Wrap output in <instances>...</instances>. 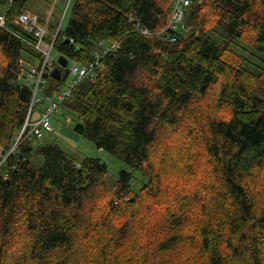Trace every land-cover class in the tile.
<instances>
[{"label": "trees", "instance_id": "16d2710c", "mask_svg": "<svg viewBox=\"0 0 264 264\" xmlns=\"http://www.w3.org/2000/svg\"><path fill=\"white\" fill-rule=\"evenodd\" d=\"M171 1H69L55 50L88 65L94 53L118 46L101 57L103 70L95 69L63 100L74 116L72 130L147 181L133 189L132 173L120 170L106 189L107 201L94 202L97 188L106 185L105 163L78 159L55 142L34 147L23 139L0 166V264H47L80 239L95 241L100 261L129 241L134 252L127 262L156 264L191 242L202 264H264V192L256 181L264 183V0H192L186 34L173 42L143 34L166 25ZM27 2L0 0V159L22 128L33 95L19 79L22 63L42 61L26 43L34 41L32 34L15 24ZM67 76V69L59 81L45 74L44 94L61 88ZM178 139L189 172L200 164L197 176L196 170L179 171L176 178L194 195L182 189L176 208L171 197L158 219L148 216L153 212L138 217L130 211L137 199H154L168 187L161 168L181 166L180 152L169 146ZM35 155L42 157L39 166ZM192 202L197 210L190 216ZM142 236L148 242L138 246Z\"/></svg>", "mask_w": 264, "mask_h": 264}, {"label": "rangeland", "instance_id": "374dc122", "mask_svg": "<svg viewBox=\"0 0 264 264\" xmlns=\"http://www.w3.org/2000/svg\"><path fill=\"white\" fill-rule=\"evenodd\" d=\"M172 2L173 0L171 1V6H172ZM68 5H69L68 0H28L27 4L25 5V11L33 12L34 14L38 15L39 18L43 19L45 23L48 21V26H52V25L55 26L56 28L55 32H56L57 28L64 29V27L67 24L68 18L70 16V13L68 12ZM183 23H184V20H183ZM187 30L189 29L187 28ZM55 32H51L49 28L50 35L51 34L53 35ZM244 36L245 38L248 37L247 34H245ZM46 39H44V42L46 41ZM44 42L41 43V47L43 49L48 50L51 43L47 45ZM28 46L33 49L31 45L28 44ZM237 50H239V48H237ZM31 53L32 52L27 48V53L25 54V57L28 58L29 54ZM60 55H62V53L52 48V51H51L52 58L58 59ZM67 60H68V67H70L72 64L71 59L67 57ZM30 62L31 64H35V65L37 64V61L34 59H31ZM30 62L24 61L22 63L23 68L25 69L24 70L25 73H26V70L30 68V65H31ZM71 80H72V75H68L65 82L63 83V86L65 87ZM44 107H45L44 102L39 101L38 103H36V105L34 106L33 117L34 118L38 117L40 112L44 109ZM71 117L74 118V116L70 115L64 110V107L61 104L59 108L57 109L55 116L52 118V125L54 127L53 132H44L40 138L33 140L32 144L34 147H36L41 142L42 143L55 142L67 152L75 155L78 159H82L85 156L87 157L91 156V157H97L103 163H105L107 167V173L105 177L106 185L105 187L97 188L96 192L93 195L94 202L99 201L101 198H104L107 201L108 197L106 194V189L107 187L111 188L112 186H114L113 184L117 180L120 170H125V171L132 173V179L130 181V185L133 189L140 188L142 184H144L147 181V177L143 176L139 171L133 170L130 166L124 164L121 160L110 155L109 153L102 151L100 149H97L90 141L81 137L80 135L74 134V136L68 137L67 132H70V133L72 132L71 130L74 124ZM181 135L182 134H180V136ZM160 140L161 141H158V149H157L158 151L157 152L163 149V147L161 146V143H164L165 135L161 136ZM156 145L154 146V150L156 149ZM180 145H181L180 139H178L176 143H173V142L169 143V146L171 149L178 150L180 152L181 156L179 158V163L181 164V166L171 164L167 166V172H165L164 169L161 168V170L163 171L161 175L162 182L165 184L164 187L168 186L164 190V192H161V194H159L158 197L154 199L146 198L147 195H143V197L137 199V202L133 206L130 207V211H134L135 213H138L137 214L138 217L141 214L146 215L149 212H153L155 213L156 216H152V215H148V216L153 218L154 220L158 219V215H160V212L167 208L166 202L170 201L171 197L176 200V203L172 206V208L173 209L176 208L177 201L179 199L178 193L182 192L181 191L182 189L184 191H189V196H188L189 198H191L194 195L195 191H191L193 189L192 186H187L183 188L184 185L181 184L180 179L178 180V184H177L176 178H177L179 171L188 172V174L190 175L191 172L196 170V173L194 176H197L200 171V164L196 168L195 166H193V168L189 172L191 167L187 166V163H186L188 161L187 159H185L186 164L182 162L184 160V157L182 156L183 150L178 149ZM157 155L158 153H155L156 157L159 156ZM32 161L35 165L39 166L42 162V157L35 155ZM192 161H194V159H192ZM160 162L163 163L164 165L166 164L165 160H161ZM196 162L198 161H195L194 163ZM154 163L158 164L156 162V159H154ZM262 177H264V172H262ZM171 180H173L174 183ZM256 181L258 182L257 188L261 189L263 187L262 191L264 192L263 181L259 178H256ZM170 183L174 184V186L172 187L169 186ZM200 186L202 187V185ZM194 188H198V187H194ZM197 192H201V190L199 189ZM202 193H203V190H202ZM194 197H195L194 200L197 203L199 201V197L197 195H195ZM127 199H125V201H127ZM196 203L192 202L189 208L186 210V213H189L190 216H193L194 215L193 213L197 210L196 209L197 206L195 205ZM82 235L83 234H81V236ZM147 242H148V239L144 240L142 236L138 246L139 245L142 246L146 244ZM98 247L99 246L95 243L93 239H89L88 241H85L84 239H80L74 246H72L67 252H65L61 256L56 255V254H54L53 256L51 255L47 264L49 263L57 264V261H60L61 259H66L68 255H73V254L74 255L70 257L69 259H67V261L63 264H92L91 261L96 258L99 259V264H133L131 262H127L128 261L127 259L134 252L133 246L131 245L129 241L122 244V246L117 250L108 251L106 260L102 259V261H100L101 256L98 253L99 251ZM192 249L193 247L191 245V242H186L172 254L158 257V261H162V262H158L156 264H202L199 257L196 256L195 253H193Z\"/></svg>", "mask_w": 264, "mask_h": 264}, {"label": "built area", "instance_id": "2783aa9c", "mask_svg": "<svg viewBox=\"0 0 264 264\" xmlns=\"http://www.w3.org/2000/svg\"><path fill=\"white\" fill-rule=\"evenodd\" d=\"M191 2L192 0H173L166 25L156 32H148L147 30H141V32L151 37L163 38L166 36L167 41H175L178 36L188 32L183 20L186 9L190 6ZM198 2H202V0H198ZM15 24L19 25L27 33L32 34L34 41H27L26 43L42 55V61L38 65L31 67L25 74L22 73L19 77L24 85L31 87L33 95L22 128L10 145L6 147L5 151L1 153L0 166L8 160L10 155L18 153L19 144L23 139L33 141L40 138L44 132H53L52 118L55 116L63 100L70 95L72 89L82 79L92 78L96 73L95 69L103 70L100 63L101 57L118 48L117 43L107 45L100 52L94 53L93 60L88 65H80L71 59V66L68 67L67 64L66 69L68 70V75H72V80L65 87L62 85L61 88L53 91L52 95L46 96L42 90L45 82L44 75L49 74L54 68L60 67L58 59H54L51 56L53 42L59 28H57V31L53 35H50L48 21L45 24H40L38 15L25 10L19 14L15 20ZM3 25L4 17L0 16V26ZM49 36L52 38L51 45L48 50L43 49L41 43ZM39 101L44 102L45 107L39 116L34 118V106ZM4 178H6V175H4Z\"/></svg>", "mask_w": 264, "mask_h": 264}, {"label": "water", "instance_id": "95a60500", "mask_svg": "<svg viewBox=\"0 0 264 264\" xmlns=\"http://www.w3.org/2000/svg\"><path fill=\"white\" fill-rule=\"evenodd\" d=\"M69 1L70 0H68V2ZM66 42H69V40H66ZM58 61H59L61 67H57L54 70H52L50 72V76L59 81V80H61V70L67 67L68 60L62 54L59 56Z\"/></svg>", "mask_w": 264, "mask_h": 264}, {"label": "crops", "instance_id": "0c3cea01", "mask_svg": "<svg viewBox=\"0 0 264 264\" xmlns=\"http://www.w3.org/2000/svg\"><path fill=\"white\" fill-rule=\"evenodd\" d=\"M71 131H72L71 133H70V132H67V133H68V134H67L68 137H69V136L72 137V136H74V134H76L75 132H73V130H71ZM76 135H77V134H76ZM76 135H75V136H76Z\"/></svg>", "mask_w": 264, "mask_h": 264}, {"label": "bare ground", "instance_id": "6f19581e", "mask_svg": "<svg viewBox=\"0 0 264 264\" xmlns=\"http://www.w3.org/2000/svg\"><path fill=\"white\" fill-rule=\"evenodd\" d=\"M257 35V34H256ZM122 186V185H121ZM120 188V187H119ZM124 188V187H123ZM124 212V211H123ZM124 223V222H123Z\"/></svg>", "mask_w": 264, "mask_h": 264}]
</instances>
